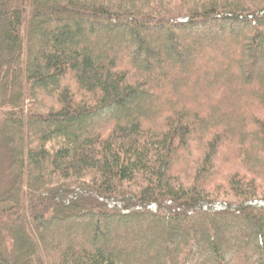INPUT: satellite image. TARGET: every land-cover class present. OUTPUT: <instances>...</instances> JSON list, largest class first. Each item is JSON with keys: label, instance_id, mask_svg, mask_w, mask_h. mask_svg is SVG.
Listing matches in <instances>:
<instances>
[{"label": "trees", "instance_id": "trees-1", "mask_svg": "<svg viewBox=\"0 0 264 264\" xmlns=\"http://www.w3.org/2000/svg\"><path fill=\"white\" fill-rule=\"evenodd\" d=\"M0 182V264H264V0H0Z\"/></svg>", "mask_w": 264, "mask_h": 264}, {"label": "rangeland", "instance_id": "rangeland-1", "mask_svg": "<svg viewBox=\"0 0 264 264\" xmlns=\"http://www.w3.org/2000/svg\"><path fill=\"white\" fill-rule=\"evenodd\" d=\"M221 53H223V52H221ZM5 185V183H3V182H0V187H2V186H4ZM153 222V221H155V220H153L152 218H150L149 216H146L145 218H144V221L142 222V223H144V222ZM156 222V221H155ZM67 223V222H66ZM58 224H60V223H58ZM207 225V226H210V223H202V222H200V225ZM53 225H57V223H52V222H49V224H46V229H50ZM61 225V224H60ZM144 238V237H143ZM218 240H220L221 242H222V245H223V247H225V245L227 244L226 242H225V240H226V237H225V235H224V233L220 230V231H218ZM224 249V248H223ZM225 250V249H224ZM172 255V254H171Z\"/></svg>", "mask_w": 264, "mask_h": 264}]
</instances>
